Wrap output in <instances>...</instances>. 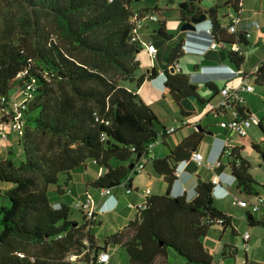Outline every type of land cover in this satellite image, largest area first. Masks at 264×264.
Returning a JSON list of instances; mask_svg holds the SVG:
<instances>
[{"label":"trees","instance_id":"16d2710c","mask_svg":"<svg viewBox=\"0 0 264 264\" xmlns=\"http://www.w3.org/2000/svg\"><path fill=\"white\" fill-rule=\"evenodd\" d=\"M4 1L0 0L1 16ZM19 1L32 11L52 15L59 39L56 41L47 31L37 33L36 21L32 20L30 31L0 41V96L17 92V97H27L22 111L23 133L17 139L22 157L17 162L10 157L0 159V264H73L77 258L83 264H99L97 255L107 251L108 243L125 250L127 264H168L169 249L183 264H221L201 241L211 227L233 232L231 217L216 205L219 199L213 195L214 186L199 182L189 199L184 191L170 193L176 179L175 163L188 161L203 130L151 159L153 173L167 186L165 191L150 195L141 218L130 220L107 237L104 246L96 245L91 232L97 220L87 219L76 207L81 216L77 221L71 217L68 204H51L48 187L54 186L61 194L70 184L71 173L88 160L100 169L88 186L112 189L147 156L146 145L165 125L141 102L136 90L158 73L152 67L148 74L135 77L139 69L135 54L143 46L131 41L130 18L140 12L131 8V0ZM230 5L238 16L240 0ZM177 9L181 21L204 14L211 25L215 51L235 68L243 62L239 44L247 37L240 31L229 34L220 26L216 5L202 10L194 0H182ZM158 21L157 33L167 39L163 22ZM234 44L237 49H233ZM178 47L172 49L168 65L177 61L174 53ZM253 78L254 86L264 84V59L259 61ZM120 81L133 83V88ZM27 85L32 88L25 94L22 89ZM162 86L183 117L191 114L186 109L189 97L203 102L179 71L170 73L165 68ZM219 88L212 89L214 94ZM257 127L264 136V115ZM162 145H167L165 139ZM250 147L261 157L264 139L251 142ZM241 150L242 146L233 147L232 154L224 156L221 170L250 197L258 194V184L247 172L248 163ZM136 173L132 172L128 182ZM259 185L264 188V175ZM245 216L254 224L250 212L245 210ZM245 244L243 241L242 247ZM236 252L235 247L226 246L221 248L220 257H232ZM69 255H75V260L70 261Z\"/></svg>","mask_w":264,"mask_h":264},{"label":"rangeland","instance_id":"374dc122","mask_svg":"<svg viewBox=\"0 0 264 264\" xmlns=\"http://www.w3.org/2000/svg\"><path fill=\"white\" fill-rule=\"evenodd\" d=\"M181 0H131L130 6L136 11H140L143 14L154 13L157 15L159 20L161 18L166 19L165 27L168 34L175 35L178 28L180 27L177 15L176 8L178 2ZM223 1L219 0V7L223 8ZM201 5L208 6L214 4L215 0H201ZM256 2V3H255ZM2 5V15H0V41H4L7 38H15L19 34L24 33L25 31H30V23L32 20L36 21V32L47 31L53 35V38L57 41L58 31L55 27V20L52 15L37 13L36 10H30L26 5H24L19 0H5L1 3ZM259 4L257 0H243L242 3V14L245 16V19L253 24V28L250 30L252 37L249 38V42L252 40H258L263 37L261 34L259 25H257V19L261 16L258 13ZM37 13V14H35ZM221 13V11H220ZM221 20L227 22V18L223 17L221 14ZM142 27L138 28L135 32L140 39V43L144 46L147 42H153L158 50V57L154 58L153 61L149 58L146 53L145 48L141 51L136 52L135 58L140 63V67L146 72V70L151 69L155 66L158 69L159 64L163 60V53L166 51L167 42L163 41V38L158 35L157 31L160 27L159 21L150 22L147 19H143ZM200 24V23H199ZM198 24V25H199ZM244 53L247 59L252 57V60H258L259 53H255L251 48L246 47ZM181 63V70L183 74L188 75L187 64L189 62L192 65H196L200 61V57L195 54H184L179 57ZM159 72V69H158ZM121 84L128 86L127 81H120ZM133 85V83L131 84ZM131 88V86H128ZM137 97L149 106L157 115L158 120L164 124L175 123L173 121L176 111L173 107V104L168 99L167 95H162L161 91H158L150 86V83L144 81L139 88L136 90ZM17 95V92L14 93V96ZM244 104H249L250 110L255 112L259 117H262L264 112V97H261V89L258 86H255V89L252 93V96H245ZM200 116L199 119L204 115L200 108L198 109ZM2 111L0 110V123L2 122ZM196 118V117H195ZM196 119V120H197ZM210 119V118H209ZM173 121V122H172ZM4 127V126H3ZM18 137L13 132L10 133V136L7 141L0 143V159L10 157L14 162H17L19 158L22 157L21 146L17 141ZM264 139L261 131L257 126H251L248 129L247 136L244 138H239L234 136L236 142H240L243 145L241 150V156L248 162L247 171L253 178V180L258 184L255 185V189L258 194L264 196V188L259 185L262 181L264 175V160L261 159L260 155L256 153L251 147L250 143H260ZM157 149H160V146H156ZM87 170L90 174L92 173L91 169H96L94 164L90 160L86 162ZM146 169H152L151 165L148 163ZM145 170L137 172L133 175L135 183L138 185V189L144 188L147 186L151 188L154 192L159 191L160 188L164 185L160 177L153 179L152 182L145 185V182L148 179L146 176ZM3 187V183L0 182V191ZM70 196H73L75 200L82 199L84 192L82 191V184L80 179H76L71 184ZM69 193V191H67ZM90 193L93 198H96V193L94 188H90ZM138 192L134 193L137 194ZM133 194H128L125 192L124 187L121 185L115 186L111 189L110 193L105 197L101 198L99 202H95L98 209V220L91 227L92 234L94 235L96 245L104 246V242L107 237L111 234L121 230V225L123 222L127 221V217L132 219L135 217V212L133 209L129 208L128 205L134 204L133 198L130 196ZM236 197L240 195L238 193L234 194ZM50 202L53 205L52 193L49 192ZM97 199V198H96ZM95 199V201H96ZM232 196L230 194H222L221 201L224 202L227 212L231 216V223L235 229L237 235H231L229 228H226L225 235L220 238V242L228 240L231 242H236L238 248V254L234 258H225L220 260L221 264H235V261H238L240 264H243L244 252L247 253L248 258H260L264 254V219L261 215H264V204L259 207L256 212H250L255 218L261 219L263 224L249 225L248 220L245 216L244 209L237 206L231 205ZM2 198L0 197V204ZM54 206V205H53ZM71 211V217L75 220H81L79 210L74 206V203H68ZM247 231L250 236V240L247 242V247L244 249L241 245V237L243 232ZM219 233L220 229L217 227L209 228L208 232L204 237L201 238V241L209 249L213 259L219 260L220 254L218 253L219 248ZM107 252L109 254L110 264H127V255L125 250L118 244L108 243L106 245ZM70 261L75 260L74 256H68ZM73 264H83L80 258H77L73 261ZM168 264H183V260L177 256L171 249H169L168 255Z\"/></svg>","mask_w":264,"mask_h":264},{"label":"crops","instance_id":"0c3cea01","mask_svg":"<svg viewBox=\"0 0 264 264\" xmlns=\"http://www.w3.org/2000/svg\"><path fill=\"white\" fill-rule=\"evenodd\" d=\"M200 1L201 0H194V4L202 10L206 9L210 6H213V5H216L218 7V9H217L218 22H219L220 26L226 30L227 25L229 23V14L233 12V6H231V5L229 6V3H231L233 0H224L223 1V5H224L223 8L219 7V5H220V3L218 2L219 0H215L214 4H210L208 6L201 5ZM257 2L259 4V7H258L259 12L258 13L261 14V16H259L257 19V23H258L257 25H259L261 34L263 35V37L258 39V40H252L251 42H249V38L252 37V33L250 30L253 28L252 27L253 24L249 23L245 19V16H243V14H242L243 0H240V8L238 11L239 22L236 25V31H240L243 33H249L250 34V37H248L247 39H244V42L239 44L243 50L244 57H243V62L240 65H238L237 68L242 69L245 72H248L256 64H258L259 61L264 59V32L262 30L263 17H264V0H257ZM220 11H221V13H220ZM219 14H221L223 17H226L227 22L222 21L221 16ZM176 15H177L180 27L178 28L175 35L168 34V32L166 31V27H165L166 19L164 17L160 19V21L163 22L164 31L168 35V38L163 39V41L167 42L168 44L166 45L167 49H166L165 53H163V60L159 64L158 69H159V71H161V70H164L165 68H167V66H168L167 59L172 54V49L176 45H179V47L177 48V51L174 54L176 55L177 63L179 65V69H180L179 72L182 74H183V72L181 70V63H180L179 57L184 55V54L198 55L200 57V61L196 65H192L189 62H186V64H187L186 69H187L188 75H185V74L184 75L188 78L189 83H191L195 87L196 94L198 95V97L200 99H202L203 102L196 101L194 97H189L188 100L186 101V109H189L191 114L188 116H184V117L181 116L179 114L175 104L173 103L171 98L168 96L167 89L162 86L163 77L161 75H159L158 69L155 66H153V68H155V70L158 74H156L152 78L145 79L144 81L149 82L150 86L152 88H154L158 91H161L163 96H164V94H166L168 99L170 100V102L173 104V107L176 111L175 117L173 119V121L175 123H172V124H164L162 122H160V123L164 124L165 126L177 127V129L174 133H172L166 137V139H165V141L167 143L166 146L160 144L159 145L160 149H157V147H155L153 149V152H152L153 158H158V157H161L164 153H168L169 148H173L176 145H178L179 143H181L182 141H185L188 138V136L190 134H192L193 132H195V131L202 132V130H203L202 138L199 140V142H197L195 148L191 149L190 151L197 150L198 152L202 153L204 155V157H206L208 159H214L218 155L220 145L222 143V140L226 137L227 131L218 126L220 116L219 117L215 116V115L209 113V111H208V102L217 98V94L216 93L214 94L212 89L215 88L217 90L220 86H222L226 82L229 85H234L238 82L240 77L238 75H232L229 73V70L231 68L235 69V67L232 64L228 63L225 58H222L221 55L219 54V52L215 51V49H205V46L208 44V41H207V38L205 36L204 30L208 27V25L210 23L209 19H207L206 16H205V20L202 21L199 25H196L195 30L192 31V30H181V25L186 21L180 20V14H179V11L177 8H176ZM227 33L230 34L232 32L227 31ZM147 43H149V42H147ZM151 43L153 44V42H151ZM246 47L251 48L255 53L256 52L259 53L260 58H258V60H252V57L250 59H247L245 56V53H244V49ZM141 50H139V51H141ZM157 57H158V50H157L155 58H157ZM151 61H153V60H151ZM222 65L223 66L225 65L226 67L223 68V67H221ZM218 66H220V67H218ZM148 70H150V69H148ZM140 74H148V72H145L140 67V63H139V69L135 73V77L139 76ZM131 84L132 83H128V86H131V88H133V85H131ZM256 86H258L261 89V97H264V84L256 85ZM246 96H252V93L248 94ZM199 108H200V111H202L204 113V115L202 117H200L199 119H197L200 116L199 111H198ZM243 111L245 113H247L249 111L252 112L250 110L249 104L243 103ZM263 115H264V112L262 113V116ZM182 121L186 122V124L185 125L181 124ZM198 127H200V128L198 129ZM234 145L235 146H242V148H243L242 143L236 142L235 140H234ZM166 149L168 150L167 152H165ZM142 160L144 163V168L142 170H145L144 172L146 173V176H148V179L145 182V185H147L148 183L152 182V180L155 179L156 178L155 176H157V175H155L153 173L152 169H149V170L146 169V165L148 163L151 165V162H150L151 160L144 159V158ZM94 166L96 167V169H94V168L91 169L93 174H90L88 172L86 163H85V165H83V166L79 167L78 169H76L75 171H73L71 173V181H70L68 188L66 190L62 189L61 194L57 193L54 186H49L48 187V193L49 192L52 193L53 205L55 206L59 202H64V203L68 204V203H73L75 201L74 197L70 196L71 195L70 192L72 191L70 186L76 179H80L81 184L83 186L81 192H84V193L88 192L91 195L90 187L88 186L87 183L92 181L93 179H95L100 173V169L95 164H94ZM175 172H176V174H175L176 179L174 180V182L170 186V193L172 195H177V194H180L181 192L184 191V194L186 195V197L188 199L194 195L195 188L199 182H201V181L210 182V179L212 177L211 172H208L201 167H196L194 165V163H192L191 161L175 163ZM223 173H225V175H223V179L225 181L230 180L228 173L226 171H224ZM160 179L162 180L161 177H160ZM156 180H157V178H156ZM129 183L133 189H136V188L138 189V185L135 183V179H134L133 175L131 176V180ZM162 183L164 185L159 190L161 192H154L151 188H149L147 186H144V188L150 189V195L161 194L165 191V189L167 187L163 180H162ZM141 189H143V188H141ZM67 190H69V193L67 192ZM227 190L229 191V194L232 196V198L236 197V195H234L236 193H238L240 195L239 196L240 198H249V197H247V195L241 193L234 186L233 183L230 184V186H228ZM94 192L96 193L97 199L96 198H93V199L94 200L96 199L95 202H97V201L99 202V200L101 198L98 197L97 189H94ZM223 192L224 191L222 189L217 187V193L220 196H222ZM134 193L135 192L133 191V192H130L128 194H133L130 196L133 198L134 204H137L142 200V197L138 193L137 194H134ZM49 199H50V196H49ZM231 201H232V199H231ZM216 205L221 210H223L227 215L230 216L229 212H227L226 206H225L223 201L219 200L216 203ZM231 205H232V203H231ZM233 206H235V205H233ZM98 209H99V207L95 208V212L97 214L96 220H98V212H97ZM134 212H135L134 218L140 219L142 216V213H138L135 210H134ZM244 212H245V210H244ZM261 217L264 219V215H261ZM126 218H127V221L123 222V224L120 226L121 229H123L130 220L134 219V218L132 219L131 217H127V216H126ZM252 219H253L254 224H250L248 222L249 225L253 226V225H257V224H263L261 219L255 218L254 216H252ZM230 224L232 226L231 220H230ZM232 229H233L232 233H231V230L229 229L231 235H233V236L237 235L233 226H232ZM245 232H247V231H245ZM225 233H226V228H223L222 230H220L218 253L220 254L221 248H225L226 246H228L230 248L235 247L237 252L232 257L227 256V257H224L222 259L220 257L219 260H224L225 258H234L235 259V257L238 254V248H237V244H236L237 241L231 242V239H230V241L225 240V241L220 242V238H222L225 235ZM249 240H250V236H249L247 242ZM242 242H243V240L241 237V245H242ZM204 246H205V244H204ZM106 250H107V247H106ZM207 250L209 251L208 248H207ZM168 255H169V251H168ZM243 257H244V263L243 264L264 263V254L262 256H260V258H258V259L257 258H250L249 259L247 253L244 252ZM234 262H235V264H240L238 261L234 260ZM109 264H110V262H109Z\"/></svg>","mask_w":264,"mask_h":264},{"label":"built area","instance_id":"2783aa9c","mask_svg":"<svg viewBox=\"0 0 264 264\" xmlns=\"http://www.w3.org/2000/svg\"><path fill=\"white\" fill-rule=\"evenodd\" d=\"M143 19H147L150 22H156L159 20L156 14H143L142 12H134L133 16L130 18V22L133 25V34L131 35V41L139 42V39L136 35V30L142 27ZM239 22V17L235 15L233 12L229 14V23L227 25L228 32H235L236 25ZM205 36L207 38L208 44L205 46V49H215L216 43L211 38V25L209 23L208 27L204 30ZM245 36L250 37L249 33H245ZM141 44V43H140ZM142 45V44H141ZM143 46V45H142ZM151 60H153L156 56L157 49L151 43H145L143 46ZM233 49H237L238 47L234 44ZM258 68V64H256L252 69L248 72L243 71L239 68H231L230 74L238 75L240 78L238 82L234 85H229L227 82L223 84L217 94V98L208 102V111L209 113L220 116V120L218 122V126L225 129L227 131L226 137L222 140L220 145V149L218 155L214 159H208L204 157V155L197 150H192L189 154L188 161L194 163L196 167H201L208 172L212 173V177L210 182L213 186L223 184L225 188H228L230 182L222 179V176L225 175L224 171L221 170V167L224 165V156H229L232 154V149L235 147L234 145V136L237 137H246L248 133V129L251 126H257L261 117H259L255 112H247L243 111V103L245 96L253 93L254 86V78L253 74ZM179 65L177 61H173L171 65H168L166 71L170 73L178 72ZM159 75H161L164 79L165 69L159 71ZM32 87L31 85H27L24 87L22 92L25 94L28 93ZM27 97L26 96H0V110L4 115H2V122L0 123V143L7 141L10 133L13 132L17 136H21L24 128V121L22 119V111L26 108ZM5 119V120H4ZM183 125L186 122L182 121ZM4 126V127H3ZM177 127L175 126H165L163 129H159L157 131V135L155 139L150 141L146 145L147 156L144 159L151 160L153 159V149L162 144V140L166 139V137L176 131ZM238 161V160H237ZM144 168L143 160L137 161L133 169L130 171L128 176L120 183L121 186L124 187L126 193L130 192H138V194L142 197V200L137 204L128 205L129 208L141 213V211L145 208L146 199L150 196V189H133L128 182V179L133 171L140 172ZM176 174V172H175ZM69 191V190H67ZM110 188H100L97 189L98 197L103 198L110 193ZM232 205H235L239 208H242L248 212H256L261 205L264 204V196L260 194H256L250 196L249 198H240L233 197L231 201ZM74 205L77 208H80L84 215L89 220H96L97 214L95 212L96 204L93 197L85 192L82 199H78L74 201ZM249 238V234L244 232L242 234V240L247 242ZM247 244L243 245V248L246 249ZM74 256L75 255H70ZM97 263L99 264H109V254L107 251H102L98 253ZM244 263V262H243Z\"/></svg>","mask_w":264,"mask_h":264},{"label":"water","instance_id":"95a60500","mask_svg":"<svg viewBox=\"0 0 264 264\" xmlns=\"http://www.w3.org/2000/svg\"><path fill=\"white\" fill-rule=\"evenodd\" d=\"M205 20V15H201L200 17L198 18H192L191 20L189 21H186L184 22L182 25H181V30H195L196 28V25H198L199 23H201L202 21ZM149 70H146V72H148ZM200 127H198L199 129ZM168 150L166 149L165 152H167ZM261 158L264 160V153L261 154Z\"/></svg>","mask_w":264,"mask_h":264},{"label":"clouds","instance_id":"9594fccd","mask_svg":"<svg viewBox=\"0 0 264 264\" xmlns=\"http://www.w3.org/2000/svg\"><path fill=\"white\" fill-rule=\"evenodd\" d=\"M218 67H220V66H218ZM221 67H226L225 65L223 66H221ZM229 73H230V70H229ZM229 176V175H228ZM222 179H223V176H222ZM224 180V179H223ZM228 182H230V184H232V180H231V178H230V180H228ZM230 184H229V186H230ZM217 187H219L220 189H222L224 192L223 193H225V194H229V191L227 190V188H225L224 186H223V184H220V185H215L214 186V191H213V195H214V197L216 198V199H219V200H221V198H222V196H220L218 193H217Z\"/></svg>","mask_w":264,"mask_h":264}]
</instances>
